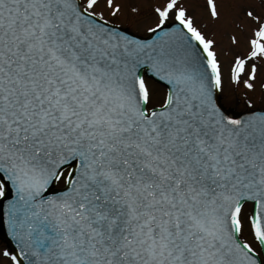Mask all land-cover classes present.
I'll use <instances>...</instances> for the list:
<instances>
[{
  "label": "snow or ice",
  "instance_id": "1",
  "mask_svg": "<svg viewBox=\"0 0 264 264\" xmlns=\"http://www.w3.org/2000/svg\"><path fill=\"white\" fill-rule=\"evenodd\" d=\"M0 228V264H264V0H0Z\"/></svg>",
  "mask_w": 264,
  "mask_h": 264
},
{
  "label": "rangeland",
  "instance_id": "2",
  "mask_svg": "<svg viewBox=\"0 0 264 264\" xmlns=\"http://www.w3.org/2000/svg\"><path fill=\"white\" fill-rule=\"evenodd\" d=\"M212 28H213L212 25H209L208 26V30L209 31H211ZM218 38L222 40L223 45L226 47L227 46V43H228L227 37L226 36H222V35H218ZM237 110H239V109H237ZM0 246H5V245L0 241Z\"/></svg>",
  "mask_w": 264,
  "mask_h": 264
},
{
  "label": "water",
  "instance_id": "3",
  "mask_svg": "<svg viewBox=\"0 0 264 264\" xmlns=\"http://www.w3.org/2000/svg\"><path fill=\"white\" fill-rule=\"evenodd\" d=\"M0 237L7 242V244H9V240H8V237H7V233H6V229H2L0 228Z\"/></svg>",
  "mask_w": 264,
  "mask_h": 264
}]
</instances>
